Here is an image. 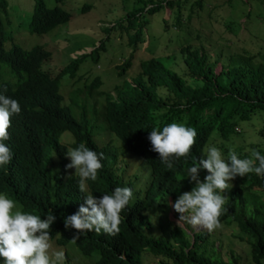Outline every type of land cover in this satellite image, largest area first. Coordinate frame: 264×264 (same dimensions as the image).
Masks as SVG:
<instances>
[{"label": "trees", "instance_id": "trees-1", "mask_svg": "<svg viewBox=\"0 0 264 264\" xmlns=\"http://www.w3.org/2000/svg\"><path fill=\"white\" fill-rule=\"evenodd\" d=\"M66 1L55 0L56 5L48 7L45 0H25L16 11L10 0H0V92L7 89L4 94L18 100L21 106V112L12 117L10 138L4 141L13 158L8 165L0 166V192L7 193L22 210L40 215L42 219H46L51 210L56 216L51 225V241L62 248L74 244L85 257L98 252L100 259L95 264H143L145 252L160 259L157 264H264V175L237 176L234 179L236 189L231 192L220 217L222 226L236 227L242 240H247L250 245V257L245 262L234 256L228 261L221 258L218 248L210 242L212 233L209 232L196 234L195 243L181 229L174 235L183 237L174 243L147 238L142 232L143 228H151L150 220L143 213L156 201L163 196L176 197L194 187L189 178L179 177L181 170L192 166L191 157L175 160L173 168L168 169L159 160V154L152 151L148 136L153 127L162 129L177 122L195 128L197 137L192 155L199 159L206 155L205 147L209 146L212 136L228 140L238 133L243 123L257 115L264 117V0H240L251 9L247 11L248 15L244 14L245 23H237L245 31L246 17L253 9L263 13L260 21L249 22L250 27L252 24L256 26L246 33L251 39L247 43L255 44L257 52L244 49L234 54L231 47H227L230 54L223 57L219 53L214 60L205 47L193 48L189 43L180 50L187 68L183 75L158 59L143 61L132 83L115 87L116 96L112 92L95 95L102 96L104 104L98 109L93 102V109L88 110L91 111L90 120L86 107L77 119L65 106L61 81L67 73H77L88 57L97 60L95 54L101 48L92 51L90 56L76 57L56 71L48 64L52 58L50 51L40 46L24 49L5 26V22L8 26L18 24L13 25L9 20L11 11L17 14L19 22L23 23L24 19L31 35H49L72 19L64 9ZM128 1H123V7ZM233 2L227 1L232 8ZM203 7L204 0H149L144 8L130 9L118 27L135 28L142 14L148 18L166 9L171 10L170 17H175V23L182 25L185 17L189 22L198 17ZM208 17H211L210 13ZM147 22L149 24L150 20ZM226 22L229 28L231 22L226 20L223 23ZM165 27L168 29V24ZM139 43L137 30L128 41L131 57L118 67L119 75L132 68ZM219 64L223 67L221 73L216 70ZM96 120L103 122V131L128 147L129 154L138 156L151 167L149 187L135 204L131 203L135 194L134 183L127 181L118 171V148L112 143L100 146L90 132V126L93 128ZM65 132L72 133L75 139L71 149L84 143L104 154L97 180L86 182L87 193L79 191L78 176L68 178L69 149L61 143ZM261 135L264 138V125ZM254 151L264 154V146H255ZM237 153L240 158H252L251 154L245 155L239 150ZM54 157L60 160L59 171ZM200 171L208 174L203 168ZM116 187H129L133 191L128 206L121 213L120 232L110 235L86 231L72 243L76 230L65 227V218L78 211L86 194L101 198L104 194H111Z\"/></svg>", "mask_w": 264, "mask_h": 264}, {"label": "rangeland", "instance_id": "rangeland-1", "mask_svg": "<svg viewBox=\"0 0 264 264\" xmlns=\"http://www.w3.org/2000/svg\"><path fill=\"white\" fill-rule=\"evenodd\" d=\"M24 1L10 0V4L18 11L19 5ZM123 1L67 0L64 9L72 15V19L68 24L43 37L31 35L25 27L24 19L23 23L19 22L17 14L11 11L9 20L13 25L17 22L18 24L8 26L5 22L6 30L14 36L15 42L24 49L30 50L40 46L50 51L52 58L48 64L54 66L56 71L66 67L76 57L90 56L98 48H101L96 51L97 60L94 61L88 57L77 73H67L61 81V94L64 97L65 106L72 110L77 119H80L82 109L86 107L90 120L91 111L88 110L93 109V102L98 109L104 104L103 97L100 96V98L95 95H99L101 92H112L116 96L115 87L132 83L139 73L140 64L143 61H148L151 58L158 59L172 71L180 75L186 74L187 68L180 56V50L189 43L193 48L205 47L209 55L214 57V60L219 53L223 57L228 56L230 53H228L227 47H231L234 54L241 53L244 49L257 52L258 48L255 44L247 43L251 39H248L246 33L256 26L252 24L250 27L251 21H260L263 13L253 9L252 14L246 17L248 22L246 24L247 31H245L244 27L240 28L239 25L245 23L244 14L248 15L247 11L251 9H248V6L240 0H234L233 8L229 5L230 3H227L228 0H204V10L201 9L203 11H199L201 14L198 15L200 17H194L192 22H189L185 17L182 25L176 24L175 17L173 15L170 17L171 10L166 9L148 18H146V14H142L135 28L124 27L120 29L118 24L126 15L128 16L130 9L144 8L145 3L149 0H129L124 7ZM45 3L48 7L56 5L55 0H45ZM85 7L89 9H84ZM209 13L211 17H208ZM147 20H150L149 24H147ZM226 20L231 22L229 28L227 27L228 22L223 23ZM238 22L240 24H237ZM166 24L169 26L168 29L165 27ZM137 30L138 40L141 43L137 45L133 66L119 75L118 67L131 57L132 50L128 47V41L132 35L137 33ZM261 33L259 27L260 37L262 36ZM142 40H145L144 43ZM222 69L223 67L219 64L216 69L217 73H221ZM101 100L103 101L101 102ZM102 123L101 120H96L94 127L90 126V132L93 133L96 143L100 146L112 143L118 148L117 153L120 156L118 171L127 181H132L135 184V194L131 201L132 204H135L143 198L149 187L151 167L138 156L129 154L127 146L124 147L113 135L106 130L103 131ZM263 125L264 117L257 115L251 121L243 123L239 127L238 133L232 135L228 140L222 139L218 135L212 136V139L209 140V146L214 145L219 148L225 158H227L229 150L236 152L239 150L245 155H252L255 146H264V138L261 135ZM61 143L71 149L72 144L75 143L72 133L65 132L61 137ZM67 158L68 164L71 163V159ZM59 161L58 157H54L56 170L59 169ZM185 169L179 172L180 178H187ZM75 172V168L67 169L68 177L69 175L77 176ZM199 175L200 179L203 180L207 174L200 171ZM230 183L233 184V187L223 193L227 199L237 186L234 180ZM181 194L178 193L176 197L163 196L143 213L151 223L150 229H142L147 238L165 239L174 243L177 242V238L183 237L181 234L174 235L180 229L176 226L180 214L170 206V202L174 203ZM17 207L22 209L18 203ZM183 230L193 243H195L193 238L196 234L209 232L205 229H193L190 225H185ZM209 233H212L209 237L210 242L215 244L219 255L225 261L234 256L245 262L250 257V245L247 240H242L243 238H241L236 227L224 225ZM50 243L52 245L50 251L63 250L65 252V264H95L100 259L98 252L89 257L83 256L74 244L62 248L55 245L51 240ZM159 261L160 259L149 252L142 255L143 264H157ZM0 264H4L3 259H0Z\"/></svg>", "mask_w": 264, "mask_h": 264}, {"label": "clouds", "instance_id": "clouds-1", "mask_svg": "<svg viewBox=\"0 0 264 264\" xmlns=\"http://www.w3.org/2000/svg\"><path fill=\"white\" fill-rule=\"evenodd\" d=\"M6 91L0 92V166L8 165L13 158L11 149L4 141L10 138L12 117L21 112L18 100L5 95ZM196 137L195 128L173 122L162 129L153 127L148 139L152 151L159 154V160L168 169H172L174 161L180 158L191 157L193 161L185 173L194 187L191 191L183 192L174 203L170 202V206L180 214L176 226L183 230L185 225H190L193 229L212 232L222 226L220 217L227 202V196L223 193L233 187L230 182L237 176L245 177L250 173L264 175V154L253 151L252 158H240L235 150H229L225 158L219 148L210 145L205 147L206 155L197 159L192 155ZM67 157L71 163L66 165V169H76L79 191L87 193L86 182L97 180L98 171L103 167L104 154L81 143L69 149ZM201 168L208 173L203 180L199 175ZM132 196L133 191L129 187H116L111 194H104L101 198L86 194L84 204L64 221L66 228L76 230L72 243L86 231L118 234L121 213ZM55 220L56 216L51 210L47 218L42 219L40 215L18 208L13 198L0 192V257L4 264H65L63 250L50 251V231Z\"/></svg>", "mask_w": 264, "mask_h": 264}]
</instances>
